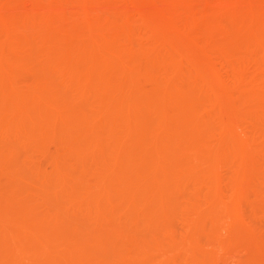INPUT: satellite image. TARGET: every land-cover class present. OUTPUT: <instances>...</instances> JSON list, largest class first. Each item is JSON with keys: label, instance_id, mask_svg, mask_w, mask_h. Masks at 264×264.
<instances>
[{"label": "bare ground", "instance_id": "6f19581e", "mask_svg": "<svg viewBox=\"0 0 264 264\" xmlns=\"http://www.w3.org/2000/svg\"><path fill=\"white\" fill-rule=\"evenodd\" d=\"M114 6L126 20H109ZM74 11L87 16L83 24L71 22ZM59 13L70 23L55 20ZM0 25V196L13 205L44 186L29 215L20 202L9 205L13 215L1 205L0 264H69V257L71 264H152L167 249L163 234L175 239L177 214L190 236H178L170 250L184 257L160 264H215V242L233 253L234 234L242 239L251 227L246 203L264 212V163L251 143L254 129L264 136V91L241 95L254 99L255 110H230L224 101L228 80L244 91L251 66L264 70V0H0ZM229 43L241 50L235 62L226 56ZM225 56L227 78L215 60ZM19 71L32 74L21 87ZM143 80L155 89L146 92ZM49 141L57 151L47 156V172L44 162H31L47 154ZM72 215L108 234L88 244ZM123 219L137 226L127 232ZM203 234L213 243L206 252ZM115 237L134 252L113 248ZM251 241L264 261V242ZM254 259L241 264H264Z\"/></svg>", "mask_w": 264, "mask_h": 264}, {"label": "rangeland", "instance_id": "374dc122", "mask_svg": "<svg viewBox=\"0 0 264 264\" xmlns=\"http://www.w3.org/2000/svg\"><path fill=\"white\" fill-rule=\"evenodd\" d=\"M26 2V1H25ZM28 3V2H27ZM31 3V2H30ZM30 3H28L27 5H29ZM26 5V3H25V6H27ZM31 5H33V3L32 4H30L29 6L31 7ZM9 5H7V7H8ZM24 6V7H25ZM29 6H27V7H29ZM58 7H60V6H58ZM76 7V9L77 8H79V10L81 9L80 7H78V6H75ZM75 7H73L74 8V10H75ZM117 6H114V7H112V9H110L111 10V12L113 13V14H111V12L109 13L110 15H112L111 17H110V15L108 14V17H110V19L109 20H111V21H115L116 19H117V21L116 22H118V21H121V19H123V21H124V19H125V17H123L122 15V18H121V16L117 13V8H116ZM8 8H10V6L8 7ZM7 8V9H8ZM26 8V7H25ZM32 8V7H31ZM35 8V7H34ZM33 8V9H34ZM115 8V12H114V9ZM30 9V8H29ZM32 9V10H33ZM217 9V11L218 12H220V13H223V12H226V8H224V7H221V6H219V7H217L216 8ZM9 10V9H8ZM35 11H36V9H34ZM79 10H77V11H79ZM7 11V10H6ZM8 12V11H7ZM31 12V11H30ZM8 13H10V12H8ZM33 13H35V12H33ZM79 13V12H78ZM31 14H32V12H31ZM61 14V15H60ZM71 14H74V15H70L71 17L72 16H74V17H72L70 20H71V22H76V23H79V25L83 22L84 23V21L83 20H85L86 19V17L84 16L83 17V15H81V13H79V15L77 14V12L76 11H74V13H71ZM77 14V15H76ZM70 16L68 17V14H62V13H59V15L57 14L56 15V18H55V20L57 19V21H59L60 23H63L62 25H65V24H67L66 23V21H67V19H69L70 18ZM57 17H59V19L57 18ZM68 17V18H67ZM116 17H120L119 19L118 18H116ZM180 17V16H179ZM218 18H219V15H214V20H218ZM128 19V18H127ZM206 19H208V18H206ZM213 19V18H212ZM62 20V21H61ZM126 20V19H125ZM64 21V22H63ZM69 21V20H68ZM67 21V22H68ZM207 22H209L208 20H206ZM211 21V20H210ZM6 23V22H5ZM68 23H70V22H68ZM82 23V24H83ZM4 24V23H3ZM3 24H1L2 26H3ZM0 25V26H1ZM6 26H7V24H6ZM5 28V27H4ZM29 28H32V26H29ZM230 44V43H229ZM227 46H228V44H227ZM236 46V48H237V50L239 49V51H237L236 50V48L234 49V47ZM229 49H231L230 51H231V53L229 52V53H227V55L226 56H228L230 59H231V57H232V59L233 60H235V61H237L238 60V57H236V59H235V56H237L236 54H234V56H233V53H239V52H241V50H240V48H239V45H237V44H233V43H231L229 46ZM233 49V50H232ZM235 50V51H234ZM229 51V50H228ZM234 51V52H233ZM237 51V52H236ZM228 54H230V55H228ZM240 54V53H239ZM238 54V55H239ZM226 56L224 57V59H225V61H224V59H222V60H220V59H218V58H215V60L217 61L216 62V64L218 65H216L217 66V68L219 69V68H221V72H222V74H224V75H226V78H227V76L229 77L230 75L228 74V72H229V70H230V68H229V66L227 67V65L225 64V62H227V61H229V62H235V61H233L232 59H231V61H230V59L229 60H227L228 59V57L226 58ZM40 59H38L37 60V63L38 64H41V65H43L44 63H46V58L45 57H39ZM41 60H42V62H41ZM45 62H44V61ZM222 61V62H221ZM224 61V62H223ZM228 63V62H227ZM220 64H221V66H220ZM224 66V67H223ZM225 67H226V69H225ZM229 68V69H228ZM253 68V69H252ZM255 67H252L251 66V68L249 69L250 70V72H248V74H249V80H248V83H251L250 85L248 84V85H246L247 83L245 82L244 84H243V82H242V84H243V86H244V91H241V90H239V89H237L236 87H238V86H236V83H234V79L233 78H228V79H230V80H228V79H226V80H228L227 82H228V86L230 87V85L232 86V88L230 87L229 89H231V96H229L228 97V99L226 100V101H224V104L226 105V107L228 108V109H230V110H236V108L238 107V108H241L240 110H242V107H243V109L245 108V109H247V110H255V102H254V99L252 98V97H250V99L248 100V98L247 99H244L243 98V100L241 99L242 97H241V95H242V93H247V94H255L256 93V91L258 90V88L260 87H262V90L264 91V70H257V69H254ZM228 69V70H227ZM252 69V70H251ZM226 73H225V72ZM20 73H16V77H15V79L17 80V82L19 83L18 84V86H23L25 83H26V81H28V80H30L31 78V76L30 75H32V74H28V71H27V73L26 72H24V71H19ZM22 72V73H21ZM230 72H231V70H230ZM228 74V75H227ZM30 76V77H29ZM231 77V76H230ZM233 77V76H232ZM233 79V80H232ZM144 81V80H143ZM142 81V82H143ZM21 82V83H20ZM141 82V81H140ZM147 82V83H146ZM152 82V81H151ZM149 82V80L148 81H144L142 84H141V86L143 87V89H145L146 90V92H149V90L150 91H152V90H154L155 89V87H156V85L152 82ZM238 84H241V82L240 83H238ZM91 100V103H92V100L93 99H90ZM90 100H89V102H87L90 106H88L89 108L92 106V104H90ZM86 103V107H87V104ZM242 106V107H241ZM88 108V109H89ZM237 108V109H238ZM125 115V117L126 118H128V117H130L131 115L129 114V113H125L124 114ZM124 117V118H125ZM0 125H2V123L0 124ZM262 128V127H261ZM258 129V128H257ZM260 129V128H259ZM263 129V128H262ZM258 130H256V129H254L252 132H253V135H252V138H251V143H252V148L254 149V150H257L259 153H260V155H261V157H262V159H263V163H264V136L263 135H261V133H259V132H257ZM261 132H262V130H261ZM89 135V134H88ZM248 138V137H247ZM246 138V139H247ZM250 139V138H249ZM236 140H238L239 141V139L237 138H235L234 139V142H236ZM49 143H50V141H49ZM48 143V145H47V147H48V149H47V154H45V156L42 158L41 157V155H40V157L41 158H35V162H34V160H33V163L31 162V164H32V166L33 167H36L37 165H43V162H44V169L46 170L47 169V172L48 171H50L51 170V164H50V162H49V159H48V157H50L53 153H55L56 151H57V149H56V147H55V145L53 144V143H50L49 144ZM56 150V151H55ZM50 154V155H49ZM48 156V157H47ZM47 158V159H46ZM42 159V160H41ZM39 160V161H38ZM42 162H41V161ZM37 161V162H36ZM38 162L40 163V164H38ZM36 163V164H35ZM48 164V165H47ZM222 167H223V171H224V173L225 174H227L228 173V170H227V168H225L226 166H223L222 165ZM242 169V171L245 169V167H244V169L242 168V167H239V169L238 170H241ZM248 168L246 167V169L245 170H247ZM263 181H264V179H263ZM33 184V183H32ZM36 184V183H35ZM37 185V184H36ZM39 185V184H38ZM28 186H29V183H28ZM35 186V185H34ZM32 187L31 186V184H30V188L32 187V188H35L36 189V186L35 187ZM224 186L225 185H222L221 187V189H225L224 191L226 192V186H225V188H224ZM39 187V192L41 191V192H43V187L44 186H42L41 185V189H40V185L38 186ZM38 187H37V189H38ZM31 188V189H32ZM252 188V187H251ZM34 189V190H35ZM36 189V190H37ZM43 189V190H42ZM34 190H31V193H32V191H34ZM253 190V189H252ZM254 190H255V188H254ZM256 191V190H255ZM39 192H36L37 194L39 193ZM251 192V191H250ZM30 193V192H29ZM26 194L25 196H24V194L23 195H21L20 197H18V200H17V198L15 199L16 201H14V202H16V203H14L13 202V205H11V202H9V205H11L12 207L13 206H15V207H17V206H19L20 204V206H19V208L22 206V213L25 211L26 212V214H24L25 216L26 215H29L30 214V209H32V206H31V204L33 203V202H35V198L34 197H36V196H38V197H40V195H41V193H40V195H36V193H35V191L33 192V193H35V195H32V196H30L31 198L29 199V195H31V194ZM32 193V194H33ZM252 194H255L253 191L251 192ZM24 196V197H23ZM2 198L3 197H1L0 196V210H1V207L3 208L1 211H3L4 213H6L7 214V212H6V210H7V208H10L9 207V205L7 206V205H5V204H8V201H6V200H4L3 199V201H2ZM19 198H21V199H19ZM37 198V197H36ZM41 199H43L42 198V196L40 197ZM39 199V198H38ZM38 199H36V200H38ZM185 200V201H184ZM32 201V202H31ZM40 201V200H39ZM183 201V203H185L187 200L186 199H183L182 200ZM3 202V203H2ZM19 202H20V204H19ZM22 202V203H21ZM5 203V204H4ZM15 204V205H14ZM247 205V207H245L246 209H245V213H246V221H247V223H249V225H251V227L249 228V229H243V233L244 234H242V236H245L244 238H242V239H240V238H238V235H241V234H238V233H235L234 235H236V242H237V244L238 245H236L235 246V248L233 249V253H232V251H231V253L230 252H227L226 250H230V249H232V247H229L228 249H226V246L224 245V244H221V243H218V242H215V253H214V262H215V264H241L242 263V261L243 260H245L246 258L248 259H254V258H258V260H262V253H261V248L260 247H257L254 243H253V241H251V238L252 237H254V236H256V237H258V238H261V240L264 242V212H262V210L260 211V210H258L256 207H254L255 205H250L248 202L246 203ZM2 205V206H1ZM5 205V206H4ZM17 205V206H16ZM7 206V208H4V207H6ZM29 207H31L30 209H29ZM42 207V206H41ZM40 207V208H41ZM40 208H39V211H38V214L40 213L41 214V210H43V209H45L44 207H42L43 209H41L40 210ZM203 209H208V206H203ZM257 209V210H256ZM9 210V212H11V213H8L9 215H13V214H15L14 212H13V210H12V208H10V209H8ZM24 210V211H23ZM30 210V211H29ZM31 212H33V211H31ZM43 212V211H42ZM45 212H46V210H45ZM52 212V211H51ZM13 213V214H12ZM22 214V215H23ZM42 214H44V212L42 213ZM73 217H74V219H75V221L76 222H78L79 223V221H80V223L79 224H84L83 226L85 227L84 229H83V227H81L82 225H80V227H81V229L82 230H84V231H82V232H80L79 231V233H80V237L82 238L83 236V238L82 239H84V240H89V241H87L88 242V244L89 243H91V239H93L92 237L95 235V236H97V237H99V238H103L106 234H108L107 233V229H105V228H103V230L102 229H100L99 231L100 232H97V231H93V228L91 229H89V225H90V222H91V224H93V221H88V220H84V219H82V218H80L79 220L78 219H76L75 217L76 216H74V215H72V217H71V219H73ZM81 220H82V222H81ZM124 220V223H122V225L121 224H115V229L116 230H118V227H120L119 228V230L121 229V226L123 227V230L125 229V231H127L128 232V230H127V228L129 227L130 229L133 227V229L135 228L134 227V224L136 223L135 221V223L133 224V223H130L129 222V220H127V222H125V219H123ZM122 221V220H121ZM133 221V220H132ZM76 222H74L75 224H77ZM89 222V223H88ZM123 222V221H122ZM88 223V224H87ZM172 223H173V227L171 226V228L173 229V231H171V230H167L166 229V232L167 233H169V234H171V232H175V239L174 238H172V239H174V241L172 240V239H170L171 237L169 236V235H167L166 233H164L163 231H165V230H162L161 228H159L160 230H162V232L164 233H162L164 236H165V239H164V248H167V249H165L164 250V252H165V254L166 253H169V252H171V250L170 249H173V247L175 248V246H174V243L173 242H175L176 240H180V239H182V236H187L188 235V237L190 236L189 234H190V232L189 231H187L186 230V228H185V226L183 225L184 224V222H183V220H182V218H181V216H180V214H177V215H175V218H174V220L172 221ZM79 224H78V226H79ZM87 224V225H86ZM110 223H108V224H106V227H112L111 225H109ZM151 227H153L154 228V230H155V228H156V225L154 226V224H157V223H153V222H150V223H148ZM148 224H144V225H146V226H148ZM86 225V226H85ZM118 225V227L116 228V226ZM119 225H121V226H119ZM89 226V227H88ZM135 226H137L136 224H135ZM161 226V225H160ZM159 225H158V227H160ZM87 227V228H86ZM92 227V226H91ZM151 227H147V228H145V229H147L148 231L151 229H153V228H151ZM128 228V229H129ZM204 228L208 231V230H210L211 229V225L210 224H206L205 226H204ZM132 229V230H133ZM159 229L157 228V230L159 231ZM164 229V228H163ZM90 230V231H89ZM101 230H102V232H101ZM119 230L117 231V232H119ZM122 229H121V231H123ZM132 230H129V232L130 231H132ZM147 230H145V231H147ZM150 230V231H151ZM156 230V231H157ZM147 231V232H148ZM149 231V232H150ZM168 231H171V232H168ZM90 232V233H89ZM93 232V233H92ZM148 232V233H149ZM228 232H229V228L228 227H222V228H220L219 229V233L221 234V235H223V236H226L227 234H228ZM88 233V234H87ZM106 233V234H105ZM89 234H90V237H91V235H92V237L90 238L89 237ZM97 234V235H96ZM160 234V233H159ZM159 235L160 236V238L161 239H163L164 238V236L163 235ZM82 235V236H81ZM87 236V237H86ZM169 236V237H168ZM180 237V239H179V237ZM202 237H201V250L203 251V252H206V251H208V249H210V247L212 246V244H211V241H209V239H208V237L205 235V234H203V235H201ZM76 237H77V235H76ZM75 237V238H76ZM97 237H95V238H97ZM106 237V236H105ZM174 237V236H173ZM75 238H73V239H75ZM78 238V237H77ZM80 238V239H81ZM87 238V239H86ZM118 238L119 237H115L114 239H113V242H112V247H113V245H114V247H116V248H118V246L119 247H124L125 245H124V243L122 244V241H124L123 240V238H122V240L119 238V241H118ZM178 238V239H177ZM117 240V241H116ZM86 242V241H85ZM194 243H196V241H194V242H189L188 243V246L190 245H192V246H196ZM211 244V245H210ZM173 245V246H172ZM191 246V247H192ZM111 247V246H110ZM112 247L110 248V249H112ZM113 247V248H114ZM125 247H128L127 249L129 250V249H131V248H129V247H131V246H125ZM133 247H135V248H137L136 246H132V248ZM135 248H133V249H135ZM170 251H169V250ZM64 250H66L67 252H69L70 251V249L69 248H65ZM136 250V249H135ZM130 251H133L134 252V250H130ZM176 251V252H175ZM177 251H178V253H177ZM180 250H172V254H168V255H166L165 256V254H164V252H161V253H159V252H157V254L155 255L156 256V259H158V258H160L161 256V258H167L169 255L171 256V257H173L176 261H180L182 258H181V256L182 257H184V254H180V252H179ZM182 252V251H181ZM159 253V254H158ZM183 253V252H182ZM234 253H235V255H234ZM233 254V258H230V256ZM160 255V256H159ZM253 255H257V256H253ZM70 256V254L68 255V257ZM177 256H178V258H179V260H178V258H177ZM235 256V257H234ZM250 256V257H249ZM251 256H253L252 258H251ZM113 257H115V256H113ZM158 257V258H157ZM161 258L160 259H158V261L157 260H154L153 261V263L152 264H155L156 262V264H160V262H162V260H164V259H162L161 260ZM181 258V259H180ZM72 259H71V257H69L68 259H67V261H68V263L69 264H71L72 263V261H71ZM160 260V261H159ZM254 260H257V259H254ZM257 260V261H258ZM264 260V259H263ZM81 261V260H80ZM78 262V263H80V264H82L81 262ZM112 261H114V262H110L111 264H120V263H118V262H116L115 261V259H113ZM118 261V260H117ZM261 262H264V261H261ZM0 263H1V261H0ZM77 263V264H78ZM178 263V262H177ZM84 264V263H83Z\"/></svg>", "mask_w": 264, "mask_h": 264}]
</instances>
